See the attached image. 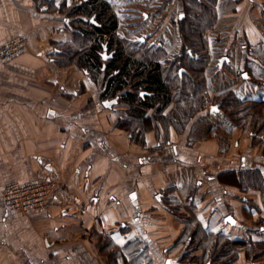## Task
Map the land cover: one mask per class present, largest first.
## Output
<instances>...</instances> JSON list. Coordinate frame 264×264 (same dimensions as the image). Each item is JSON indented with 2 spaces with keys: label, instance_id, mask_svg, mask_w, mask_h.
<instances>
[{
  "label": "crops",
  "instance_id": "0c3cea01",
  "mask_svg": "<svg viewBox=\"0 0 264 264\" xmlns=\"http://www.w3.org/2000/svg\"><path fill=\"white\" fill-rule=\"evenodd\" d=\"M169 1L162 15L173 18L180 5ZM82 2L0 0V45L28 39L24 52L0 62V194L10 182L55 180L44 211L11 213L0 196V264H206L222 243L225 253L241 248L232 262L211 264H248L259 254L248 255L249 244L264 245V195L229 192L237 182L225 179L252 169L236 167V140L223 149L212 125L197 130L221 113L204 103L192 124L165 127L146 113L135 129L119 113L120 93L106 94L103 74L94 84L70 56L90 44ZM214 13L221 51L213 56L228 58L218 70L230 80L222 92L264 101V0H215Z\"/></svg>",
  "mask_w": 264,
  "mask_h": 264
},
{
  "label": "trees",
  "instance_id": "16d2710c",
  "mask_svg": "<svg viewBox=\"0 0 264 264\" xmlns=\"http://www.w3.org/2000/svg\"><path fill=\"white\" fill-rule=\"evenodd\" d=\"M214 3L215 0L180 1V12L176 21L180 47L174 54L169 50L162 51L154 47H146L142 50V55L139 52L136 54L132 48L125 49V42L123 45L110 35L108 47L115 53L112 60L107 62L103 73L106 94L115 97L120 93V101L128 105L126 119L131 120L130 123L136 121L138 126L135 129L139 132L142 131L141 124L149 109H154V112L147 120L154 117L164 127L175 122L183 124L202 109L201 84L203 69L207 62L205 55L207 42L203 34L214 23ZM78 12L89 18L94 15L98 26L83 21V28L80 31L90 44L86 49L71 52L70 56H73L71 58L78 68L98 83L101 80L103 66L98 55L101 51L100 41L103 34L110 33L116 26V22L109 14V5L105 0H83L78 6ZM139 55L142 58H139ZM166 55L171 57L168 68L163 67L161 62L159 64L157 59ZM179 69L182 72H179ZM219 96L222 97L215 101V104L219 105L220 113L224 108L230 107L227 114H233L232 119H235L234 116L250 118L249 126L256 130L251 132V135L258 136L257 131L264 129V101L240 100L229 90L223 91ZM171 105L169 114L162 115L163 110ZM138 121L141 122V126ZM260 137L257 142L264 143V137Z\"/></svg>",
  "mask_w": 264,
  "mask_h": 264
},
{
  "label": "rangeland",
  "instance_id": "374dc122",
  "mask_svg": "<svg viewBox=\"0 0 264 264\" xmlns=\"http://www.w3.org/2000/svg\"><path fill=\"white\" fill-rule=\"evenodd\" d=\"M107 1L110 3L111 8L113 9V12L118 17V20L120 23V28H119L118 32L120 34L127 35L128 37H132V38H134L136 35L134 33L131 34L132 32L130 30H128V29L134 28L131 26L132 25L131 22H134L137 19V17L140 18L144 13H148L149 11H150L149 13H151V12L154 13V11H156L158 8H161L162 6L165 7L164 10L162 11L164 13V12H166L165 10H167L168 6L170 5V2L166 4L165 0H134L135 3H133V0H107ZM171 2H173L174 5H176V6L180 5L179 0H173ZM176 12L177 11L174 12V15L172 18L173 19L172 26L174 28H175V24H174L175 20L174 19L176 16V14H175ZM155 16L157 18L156 24H158L160 21V16H158V15H155ZM83 17L87 18L86 21L89 22V17H87L86 15ZM169 17H171V16H169ZM148 21H147V24H144L142 27L139 28L140 33L152 32V29H153L152 27L154 26V17H153V22H151L150 20H148ZM163 22L164 21L161 20L160 25H162ZM171 22H172V20H171ZM70 24H72V23H70ZM76 25H79V23L78 24L76 23ZM168 27H170V24L168 25ZM219 33H220V30L218 27L212 28V26H211V27L207 28L203 34L205 41L208 43L207 49L205 52L207 62H206V65L204 67V70H203V82L201 84V89L203 90L202 91L203 104L206 101H208L210 98L213 99L214 102L219 100L223 95L222 96H219V95L215 96V95H212L213 92L215 90L219 91V89H221V93H222V90H223L222 88H227L230 86L228 84L230 80H222V79H225L227 76L222 72L219 73L218 70L215 69V63H214L215 58L210 57L213 53H217L218 51H221V45L217 41H216V43L213 42V41H215V36ZM168 35L171 36V33H168ZM177 35L178 34H176V36ZM176 36L175 37L171 36V40L176 39L177 44H178V36H177V38H176ZM148 38H150L149 40L152 41L154 36L152 38L148 36ZM129 48H132L131 44H129V45L125 44V49L129 50ZM144 49H145V46H144ZM127 50H126V52L129 53ZM139 53L142 55V50L139 51ZM141 55H139V58L141 57ZM94 84H98V83L94 82ZM127 109H128V105L126 103H123L122 109L119 110V113H122L124 118L127 117V114H126ZM171 109H172V105L168 106L166 109L163 110L162 115H165V116L168 115ZM229 109H230V107H226L223 109L224 111L221 112V118L216 117L215 119H212V120L208 119L205 123H204V121H202L200 124H198L197 130L201 131L202 128H204L208 125H212L215 130H214V132H212V131L211 132L213 135H215L217 137V139L219 141V145L222 146L223 149L226 148L227 146L233 147V141L236 140L238 142V147H235L233 149L231 148L232 149L231 154L236 159L235 165L238 169H241L240 159H241L243 154L248 155V152H249L250 157H253V158H251L252 165L250 168V169H252V171H249V172L246 171V173H244L242 176H240L238 181L231 179V177H228L226 179L224 178L227 182H230L229 184H233L234 182H237L235 184H236L238 189L232 188L231 190H229V192H231V194L234 195V198L236 200H238L239 198H241L245 195V192L241 190V189H243L242 188L243 186L246 188L251 187L252 189L257 190L262 195H264V143H261L260 141L257 142V140L259 139L258 137H260V136L264 137V129L258 130L257 131L258 136L253 137L251 135V132H253V131L256 132V130L250 128V126H249L250 118H248V117L247 118H241V117L237 118L236 116H234L235 119H232L233 114L232 115L227 114V111ZM153 112H154V109L147 111V113L151 116L153 115ZM127 113H129V112H127ZM119 115H121V114H119ZM194 119L195 118H192L191 120H189L188 125L192 124L189 122L193 121ZM154 121L157 122L156 119L154 117H152V122H154ZM141 125H146V123H142ZM239 182L241 185L238 184ZM224 199H227V198L225 197ZM50 202L48 203V205L50 204ZM48 205H47V207H48ZM193 227L194 226H192V228ZM223 246H224L223 243H222V245L221 244L218 245V247H220V248L215 250V252L212 254L210 259L206 262V264L212 263V262H214V263L220 262V261H226V262L230 263L236 258L237 251L239 248H241L240 245H235L234 249H232L231 253H225V252H222ZM249 246L251 249H250V253H248V255H251L254 252L259 253V254H257L258 255L257 258H254L252 256L253 257L252 259H248V264H255V263L256 264H264V245L260 247V245L252 246V244H249ZM226 248L229 249L230 247L226 245V247L224 249H226ZM252 255H254V254H252ZM131 264H132V262H131Z\"/></svg>",
  "mask_w": 264,
  "mask_h": 264
},
{
  "label": "flooded vegetation",
  "instance_id": "af4514ba",
  "mask_svg": "<svg viewBox=\"0 0 264 264\" xmlns=\"http://www.w3.org/2000/svg\"><path fill=\"white\" fill-rule=\"evenodd\" d=\"M179 1H181V0H179ZM105 2L109 5V12H110L109 14L111 16H113L112 18L116 22V26L110 31V33L103 34L102 35V40L100 41V43H101V51L98 52V55H99V58H100V60L102 62V65H103L102 68H101L102 74L105 72V66H106L107 62L112 60V58L114 57V53H115L113 49H110L108 47V41H109L110 35H112L117 40L122 42L123 45H124V42L127 45L131 44L132 49H134L136 54L139 51L143 50L144 46H145V48L146 47H154V48H156L158 50L167 51V49H168V40H170V36L168 35V33H170V30L172 29L173 19L171 17H169L170 15H168V13L166 14V16H163L164 13L162 11L165 8L164 6H162L161 8L157 9L158 10L157 14H160V16H161L160 18H162V16H163L162 20L164 22L162 23V25H160V22H161V20H160L158 24L154 25V27L152 29V32H150V33H140V29L139 28L142 27L144 24H147L148 20L153 22V17H155V15H157V14L152 13V12L149 13L150 12L149 11L148 13L143 14L140 18L137 17V19L134 22H131V24H132L131 26L134 27V28H131V29H128V30H130L132 32L131 34L134 33L136 35L134 38H132V37H128L127 35L120 34L118 32L119 28H120V23H119L118 17L113 12V9L111 8L110 3L107 0H105ZM165 2L167 4L170 1L169 0H165ZM179 12H180V8L177 10L176 16H175V19H174L175 20L174 24H175L176 33H177V23H176V21H177V18L179 17V15H178ZM171 20H172V22H171ZM89 22L91 24H94L95 26H98L96 21L94 20V15L90 16ZM167 24L168 25L170 24V27H168ZM157 28L159 29V33L160 34H159V36L157 38H155L156 33L154 31H155V29L157 30ZM148 36L151 37V38L154 36L153 40L152 41L149 40L150 38H148ZM203 38H204V35H203ZM204 40H205V38H204ZM178 44H179V39H178ZM179 47H180V45H178V50H179ZM214 54L215 53H213L210 57L211 58H215L214 59L215 69L219 70L223 66L224 61H227L226 59H228V58H227V56L225 54H222V53L216 54V57L213 56ZM221 58L223 59V61L220 64V59ZM157 59L159 61V64H160V62L163 64V67H165V68L167 67L168 68L170 66V63H171V61H170L171 57L170 56L167 57V55H166V57H158ZM179 72H182V70L179 69ZM112 99H114V98H112ZM112 99H110V100H112ZM213 105H218V104H215V102L213 100V104L211 106H213ZM211 106H209V107H211ZM218 107H219V105H218ZM219 112H220V108H219ZM227 217L228 216L225 217V221H226ZM208 264H211V263H208Z\"/></svg>",
  "mask_w": 264,
  "mask_h": 264
},
{
  "label": "built area",
  "instance_id": "2783aa9c",
  "mask_svg": "<svg viewBox=\"0 0 264 264\" xmlns=\"http://www.w3.org/2000/svg\"><path fill=\"white\" fill-rule=\"evenodd\" d=\"M27 45L28 39L22 35L0 45V62L14 59L26 50ZM205 103L211 106L213 99L210 98ZM54 187L53 178H39L25 183L10 182L3 187L0 196L7 211L28 214L46 209Z\"/></svg>",
  "mask_w": 264,
  "mask_h": 264
},
{
  "label": "water",
  "instance_id": "95a60500",
  "mask_svg": "<svg viewBox=\"0 0 264 264\" xmlns=\"http://www.w3.org/2000/svg\"><path fill=\"white\" fill-rule=\"evenodd\" d=\"M222 61H223V59L221 58L220 64L222 63ZM116 101H117L116 98L109 100V101H104L103 105H105L106 107H111L112 105L116 104ZM208 111L210 114L217 113L219 111V107H218V105H213V106L209 107ZM251 165H252L251 158L247 154H243L241 159H240L241 169H250ZM226 221L231 223V224L234 223L232 217H230V216H228L226 218Z\"/></svg>",
  "mask_w": 264,
  "mask_h": 264
}]
</instances>
